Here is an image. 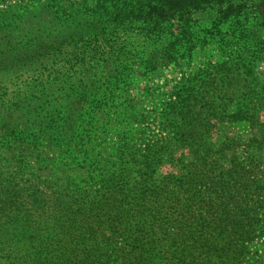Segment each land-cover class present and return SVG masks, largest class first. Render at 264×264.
I'll use <instances>...</instances> for the list:
<instances>
[{"label":"trees","instance_id":"obj_1","mask_svg":"<svg viewBox=\"0 0 264 264\" xmlns=\"http://www.w3.org/2000/svg\"><path fill=\"white\" fill-rule=\"evenodd\" d=\"M250 1L1 4L0 207L13 205L18 193L29 192L37 201L54 192V198L44 202L54 211L47 220L56 236L54 250L67 252L74 246L73 251L93 250L97 258L125 248L139 254L145 242H196L207 229H234L237 212L228 205L236 203L237 195L225 181L238 169L236 158L225 156L233 151L232 142L204 135L213 127L209 121L219 119L218 112L206 120L190 108L197 105L195 97L201 101L202 92H209L210 79L205 77L210 70L187 74L181 67L195 58L196 50L211 46L236 47L239 53L263 46L264 16L251 15ZM170 66L181 76L162 92L163 113L171 118L160 130L168 136L142 138L140 133L136 147L129 143L128 131L110 135V126L104 124L103 142L95 144L94 118L104 114L113 91L133 73ZM248 114L232 111L227 117L232 123H251ZM13 144L15 152L10 151ZM39 147L45 154L53 147L64 155L80 151L81 178L70 179L54 163L55 172L44 166L49 177L44 180L16 158L27 148ZM165 163L172 170L159 176L157 170Z\"/></svg>","mask_w":264,"mask_h":264},{"label":"rangeland","instance_id":"obj_2","mask_svg":"<svg viewBox=\"0 0 264 264\" xmlns=\"http://www.w3.org/2000/svg\"><path fill=\"white\" fill-rule=\"evenodd\" d=\"M12 2L14 0H0V5ZM248 7L252 16H264V0H251ZM251 15L248 17L252 19ZM211 47L196 50L195 58L181 68L187 74L206 67L210 70L205 77L210 79L209 92H202L201 101L195 97L197 105L192 101L195 106L190 108L202 112L206 120L208 114L218 112L219 119L209 121L213 127L204 135L208 140L220 137L232 142L233 151L226 152L225 156L229 159L232 154L238 169L231 181L228 177L225 181L229 182L227 186L231 185L230 192L237 195L234 196L236 203L228 205L237 212L234 229L229 230L227 226L207 229V235H201L196 242H145L139 254L129 253L125 248L121 253H107L109 257L97 258L93 250L73 251L74 246L67 252H56L55 232L47 222L54 211L44 204L47 199L52 200L55 193L50 191L46 198L42 196L34 201L29 192H23L12 198L13 205L0 207V264H264V45H238V48L248 47L241 53L236 47ZM256 54L258 57L254 59ZM225 63L233 65L226 67ZM180 76L178 69L171 66L148 74H131L120 89L113 91L111 103L103 108L104 114L94 112L99 113L94 118V134L98 136L94 143L102 144L104 124L110 126V135L118 130L128 131L129 143L136 147L141 144L140 133L142 138L168 136L167 131L160 130L167 126L162 124L166 118H171L163 113L166 93L162 95V92H168ZM232 111H248L251 123L230 122L227 114ZM193 124L198 125L196 119ZM17 150L13 144L10 151ZM43 150L27 148L25 155L16 158L33 168L32 171H38L44 180H49L44 166L55 172L54 163H59L70 179L81 178L83 157L80 151L64 155L54 147L48 154ZM171 170L165 163L157 174L163 176ZM23 171L20 175L26 177L27 168ZM38 200L42 203L37 204Z\"/></svg>","mask_w":264,"mask_h":264}]
</instances>
